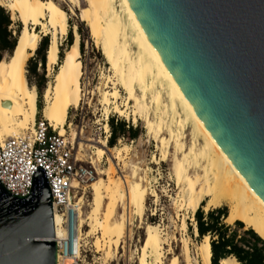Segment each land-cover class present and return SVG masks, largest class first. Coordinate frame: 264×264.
I'll use <instances>...</instances> for the list:
<instances>
[{"label":"bare ground","instance_id":"obj_1","mask_svg":"<svg viewBox=\"0 0 264 264\" xmlns=\"http://www.w3.org/2000/svg\"><path fill=\"white\" fill-rule=\"evenodd\" d=\"M88 1L89 6L82 10L81 20L86 21L89 25L91 37L96 44L100 45L106 32L112 33L115 37L120 36L124 45L125 58L131 56L132 48L135 49L133 71H138L137 81L143 87V95L139 97L133 94V113L129 112V108L125 109L118 103L115 104V112L126 118H131L133 115L134 122H137L141 99L146 100L149 94L156 90L157 109L161 112L165 108L166 112L170 113L172 122H179L181 128L190 125L194 140L200 141V138L203 140L199 148H196L194 143L190 152L183 149V156L178 163L176 174V182L181 190L179 198L175 200L177 208L192 210L194 213L206 200L203 208L209 212L227 204L229 213L225 218L226 222L233 224L236 221H241L246 228H252L264 239V202L260 200L197 115L193 105L186 98L154 49L127 0ZM117 2H119L120 9L117 7ZM0 7L10 11L12 18L17 16L23 25L18 35L15 51L0 67V140L4 141L6 137L22 135L26 131L34 129L38 113V91L35 85L31 86L28 82V62L35 55L42 38L50 35L47 66L48 70L52 71L53 66L59 60V38L68 34L69 14L55 0H0ZM39 26L41 27L40 31L37 29ZM73 30V43L59 64L54 82L46 87L43 94V117L54 129L64 128L69 110L72 107L77 108L84 96L81 82L84 71L78 25H74ZM124 66L125 61L117 67L114 77L107 76L104 88L100 89V104L106 111L109 110L108 106L112 102L118 101L121 96L118 84L126 87L128 83V72ZM127 100L125 105L129 107L131 97H128ZM69 126H72V122ZM104 129L106 133H110L109 123H105ZM181 136L183 135L181 134ZM76 138L77 133L73 131L72 140H76ZM99 143L100 145L94 151L96 158L92 160L93 164L100 162L105 157L104 155L109 149L108 136L100 140ZM183 145L181 143L179 146L183 147ZM81 146L82 143H80V149ZM168 146V138L163 137L159 148L161 161L167 159ZM110 149L114 160L125 162L130 146L124 144L122 147L114 146ZM187 158H190L191 171L199 168L203 171L202 176L197 173L185 175V160ZM154 159L159 162L158 158L154 157ZM203 160L205 163H202ZM109 161L108 168L99 170L100 178L90 184L93 197L90 202V212L86 217H84L81 207L84 197L82 195L75 196L77 198L74 203L76 225L73 238L75 253H78V256H80L81 250L78 247L83 245V240L92 234H100L98 237L96 236L94 242L96 251H103L104 257L112 258L113 253L123 245L122 239L125 236L128 237L131 232L133 208L141 209L144 212L149 192L143 182V177H138L139 168L136 165L132 166L133 180L125 175L116 177L115 164L112 160ZM101 175L107 178L101 177ZM152 192L156 202L159 201L158 192L154 190ZM120 204L123 206L122 213L118 220H114L113 211ZM53 214L57 244L63 245L64 240H71L72 234L64 227L62 216L55 210H53ZM84 224L90 226L88 233H84ZM188 227L185 216L181 219V230L186 233ZM144 232L145 237L140 246L139 261L141 264H182L181 256L184 257L187 264H212L210 235L204 236L194 258L186 238L182 239L181 255L174 253L172 247L166 251L165 245L170 244L171 239L160 223H147ZM195 232L199 235L197 224H195ZM172 253V257L168 260L167 254ZM62 259L64 258H60L58 255L57 264H61L60 260ZM67 259L69 264L73 263L72 258ZM108 261L110 262V260ZM220 263L240 264L235 257L224 258Z\"/></svg>","mask_w":264,"mask_h":264},{"label":"water","instance_id":"obj_2","mask_svg":"<svg viewBox=\"0 0 264 264\" xmlns=\"http://www.w3.org/2000/svg\"><path fill=\"white\" fill-rule=\"evenodd\" d=\"M127 2L197 115L264 202V0ZM54 206L40 165L26 195L0 181V264L58 263Z\"/></svg>","mask_w":264,"mask_h":264},{"label":"rangeland","instance_id":"obj_3","mask_svg":"<svg viewBox=\"0 0 264 264\" xmlns=\"http://www.w3.org/2000/svg\"><path fill=\"white\" fill-rule=\"evenodd\" d=\"M60 4L69 14V29L68 34L59 38L60 43V55L56 65L53 66L52 71L48 70V66L43 68L40 64L39 57L33 55L28 62V81L30 84L42 83V77H45V85L40 88L42 96L38 95V101L44 106V90L46 86L54 82L55 74L59 69V64L62 62L66 51L70 47V32L72 33V42L74 40V25H78V31L81 37V61L83 63L84 75L81 80L82 88L84 91L83 101L77 108H71L69 110L68 120L63 129L57 128L61 135L67 136L70 141L74 143L75 151L79 153L83 161L90 167L96 169V178L80 192L76 193V196H83L84 199L81 203L84 217L88 215L91 209L90 202L92 201L93 191L90 188V184L100 178L99 170L109 167V160L115 164L116 173L115 176H127L133 180L132 166L136 165L139 168L138 177L144 179V184L148 188V199L145 203L144 212L138 208H133L132 218L133 224L130 226L131 232L128 237L122 239V246L113 253L112 258L104 257L103 251L97 252L94 246L96 236L100 234H92L91 236L83 240V245L80 247L79 264H141V242L145 237L144 227L147 223L158 224L160 223L165 228V233L171 239L170 244L165 245L166 251L169 248H173V252L181 255L183 250L182 239L186 238L190 244L191 255L195 258L198 246L204 237H201L195 232L196 220L192 210L182 209L179 210L175 204V200L179 198L181 190L176 182V174L178 163L183 156V149L188 152L193 148V144H196V148H199L203 143L202 138L200 141H195L191 134V126L188 125L185 128H181L179 122H172L171 115L166 112L165 108L160 112L157 109L156 90H154L146 100L141 99V105L139 107L138 121L134 122V116L126 118L117 112H115V104H120L123 108H129V112L133 113L132 105L134 103L133 94L139 97L143 95V87L138 84L137 74L138 71H133L134 63V48L130 57L125 58L123 54L124 45L120 36L115 37L112 33H106L101 39L100 45H97L94 39L91 37L90 28L86 21L81 20L82 10L89 5L88 0H55ZM119 2H117V7ZM6 9V8H4ZM74 10V11H72ZM11 15L10 11L6 9ZM11 30L17 37L23 27L21 21L16 16L12 18ZM20 26V27H19ZM39 31L41 27L37 28ZM45 37V36H44ZM50 39V36H49ZM9 54L4 53L5 61L9 59ZM36 59V60H35ZM32 60V62H31ZM38 62L37 70L38 75H35L29 66ZM125 61L124 68L128 72V83L126 87L118 84L121 96L118 101L112 102L106 111L104 106L100 104V89L104 88L107 76H113L117 67ZM138 68V67H137ZM129 100V107L127 104V98ZM114 118L119 121H125L126 124L133 125L139 128V135L136 138H132L127 131L125 134H119L115 145L111 146L107 144L109 149L100 162L92 163V160L96 158L94 151L96 147L100 145L99 141L105 138L108 133L105 132L104 125L109 123L110 118ZM43 118L42 110L37 113L36 119ZM109 118V119H108ZM108 119V120H107ZM72 122V126H69ZM110 126V123H109ZM77 133L76 140H72V132ZM111 132V126H110ZM183 135L180 137V135ZM163 137L168 138V155L167 159L161 161V152L159 148L161 146V139ZM8 138V137H6ZM109 139V138H108ZM80 143H82L80 149ZM183 143V147L179 145ZM124 144L130 146L128 152L127 161L114 160L111 147H122ZM81 152V153H80ZM158 158L159 162L154 159ZM110 158V159H108ZM120 162V163H119ZM202 163H205L203 160ZM190 158L185 160V175L197 173L203 175V171L197 168V170L191 171ZM101 177H105L101 175ZM185 185V184H184ZM157 191L159 194V201L156 202L155 196L152 195V191ZM77 200V198H75ZM206 200H204L200 209L206 214L203 206ZM122 204L113 211V219L118 220L122 213ZM227 207L229 213V206L223 204L220 208ZM194 215V217H193ZM186 216L188 222L187 232L181 230V219ZM225 223L229 224L228 222ZM229 224V225H234ZM246 228L244 224L243 230ZM84 233L90 231V226L84 224ZM185 233V234H184ZM174 239V240H173ZM102 252V253H101ZM172 254H167L168 260L172 257ZM166 258V261H168ZM110 260V262L108 261ZM182 264H187L184 257L181 256ZM61 264H69L67 258L60 260ZM221 264V263H220Z\"/></svg>","mask_w":264,"mask_h":264},{"label":"built area","instance_id":"obj_4","mask_svg":"<svg viewBox=\"0 0 264 264\" xmlns=\"http://www.w3.org/2000/svg\"><path fill=\"white\" fill-rule=\"evenodd\" d=\"M39 165L44 167L53 194V210L62 216L64 227L72 234L71 240L58 245V255L79 264L73 238L75 196L96 178V169L89 167L75 151L74 143L44 117L36 119L32 131L0 140V181L11 193L26 195Z\"/></svg>","mask_w":264,"mask_h":264},{"label":"trees","instance_id":"obj_5","mask_svg":"<svg viewBox=\"0 0 264 264\" xmlns=\"http://www.w3.org/2000/svg\"><path fill=\"white\" fill-rule=\"evenodd\" d=\"M12 23V17L9 12L4 7H0V67L4 62H7V60L5 61L4 53L7 52L11 56L17 45L18 36L16 37L10 29ZM49 36L42 38L35 52L43 68L47 63V50L50 44ZM70 37V44H72L71 32ZM80 48H83V43L80 44ZM32 66H29V69L35 75H38V62L36 61ZM42 78V83L38 82L35 84L40 97L42 96L40 88L45 85V77ZM30 85L32 86L33 84ZM38 110H42V104L39 101ZM109 123L111 135L108 137V143L111 146L115 145L117 137L121 133L125 134L128 131L132 138H136L139 135V128L126 124L125 121H116L112 117ZM194 215L199 236L210 235L211 237L212 264H220V261L227 257H235L240 264H264V239L252 228L243 230L244 223L241 221H236L234 225L225 223V218L228 215L227 207L212 209L206 214L199 207L194 212Z\"/></svg>","mask_w":264,"mask_h":264}]
</instances>
